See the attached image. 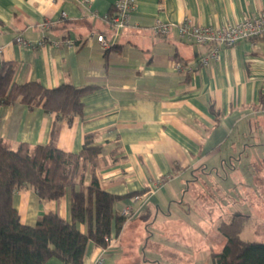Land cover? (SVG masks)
I'll list each match as a JSON object with an SVG mask.
<instances>
[{
    "label": "crops",
    "instance_id": "obj_1",
    "mask_svg": "<svg viewBox=\"0 0 264 264\" xmlns=\"http://www.w3.org/2000/svg\"><path fill=\"white\" fill-rule=\"evenodd\" d=\"M118 2L0 0V68L17 64L14 83L90 88L82 114L72 117L59 119L42 106L20 102L0 104V141L14 149L20 143L46 145L57 125L58 148L79 153L86 135L97 134L104 147L101 185L121 197L116 214L131 206L134 217L120 233L113 224L114 249L104 253L91 242L84 264L103 256L104 264H159L144 254L150 244L156 250L158 224L165 253L180 263L185 256L175 230L187 184L199 183L200 176L220 196H231L233 220L245 217L244 228L251 213L264 214V36L219 46L220 59L203 67L200 60L210 47L181 39L176 28L161 36L152 27L157 20L178 25L187 17L203 26L233 24L264 10V0H135L126 29L108 21ZM102 35L109 47L98 41ZM18 37L31 45L18 43ZM135 195L143 199L134 201ZM13 206L28 226L51 212L71 222L72 190L57 201L22 190ZM160 216L167 222H159ZM79 228L87 232L85 224ZM172 243L179 249H169ZM45 264L66 263L51 257Z\"/></svg>",
    "mask_w": 264,
    "mask_h": 264
},
{
    "label": "trees",
    "instance_id": "obj_2",
    "mask_svg": "<svg viewBox=\"0 0 264 264\" xmlns=\"http://www.w3.org/2000/svg\"><path fill=\"white\" fill-rule=\"evenodd\" d=\"M16 67L15 62H4L0 68V104L42 106L59 119L82 114V98L90 92L89 87L63 84L48 89L38 82L17 84L13 82ZM57 128L54 125L46 145L20 143L14 149L0 141V264H45L51 257L66 264H84L91 242L106 247L113 224L120 233L126 223L114 211L121 197L101 185L98 159L104 147L97 143V134L86 135L82 150L70 153L58 148ZM69 188L71 222L51 212L39 217L34 227L28 226L13 206L14 194L22 190L35 191L41 200L57 201ZM245 222L246 218L238 215L231 223H221L218 231L225 246L213 254L215 264H264V243L241 238ZM82 224L87 226L86 233L79 228Z\"/></svg>",
    "mask_w": 264,
    "mask_h": 264
},
{
    "label": "rangeland",
    "instance_id": "obj_3",
    "mask_svg": "<svg viewBox=\"0 0 264 264\" xmlns=\"http://www.w3.org/2000/svg\"><path fill=\"white\" fill-rule=\"evenodd\" d=\"M187 188L185 197V208L182 209L180 223L176 233L180 234L181 255L185 260L180 263L173 262L165 253V239L161 235V229L155 227L156 250L152 253L150 244L145 249V256L149 259L155 256L159 264H213L212 253L221 252L225 246V238L219 233L218 226L222 222L230 223L234 217L233 200L231 196L224 194L220 196L212 189V182L208 177L200 176V182H191ZM211 187V188H210ZM235 199V198H234ZM192 202H191V201ZM174 212V209H171ZM251 219L245 225L241 238L251 242L264 243V214L251 213ZM159 222H167L162 216ZM175 226H178L175 223ZM163 231V229H162ZM173 239V238H172ZM167 247V246H166ZM173 247L179 249V245Z\"/></svg>",
    "mask_w": 264,
    "mask_h": 264
},
{
    "label": "built area",
    "instance_id": "obj_4",
    "mask_svg": "<svg viewBox=\"0 0 264 264\" xmlns=\"http://www.w3.org/2000/svg\"><path fill=\"white\" fill-rule=\"evenodd\" d=\"M136 8L135 0H119L115 7L114 13L108 17L117 29H126L131 25L132 13ZM176 28L181 39L198 45L208 46V53L200 60V65L207 67L211 62L220 59V47H233L238 43L246 40H255L264 36V10L257 13L252 18L233 23L225 24L219 27L203 26L198 24L194 19L187 17L178 25L157 20L152 27V31L156 35L167 36ZM16 41L25 46L31 45L30 42L18 37ZM98 41L104 47H109L106 38L98 36ZM178 72L184 71L180 65L176 66ZM143 199L141 195H135L133 200L140 201ZM126 221H130L134 217V211L131 206L125 207L117 212ZM117 245V239L110 237L107 239V245L103 248L104 253L114 249ZM105 256L99 258L96 264H104Z\"/></svg>",
    "mask_w": 264,
    "mask_h": 264
}]
</instances>
